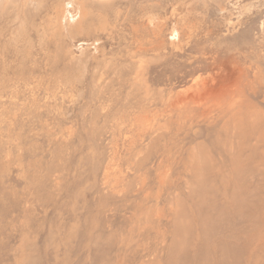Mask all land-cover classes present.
<instances>
[{
    "label": "rangeland",
    "instance_id": "obj_1",
    "mask_svg": "<svg viewBox=\"0 0 264 264\" xmlns=\"http://www.w3.org/2000/svg\"><path fill=\"white\" fill-rule=\"evenodd\" d=\"M0 264H264V0H0Z\"/></svg>",
    "mask_w": 264,
    "mask_h": 264
}]
</instances>
